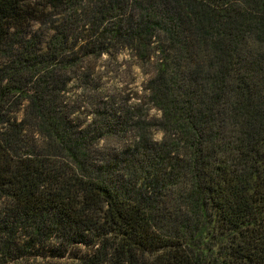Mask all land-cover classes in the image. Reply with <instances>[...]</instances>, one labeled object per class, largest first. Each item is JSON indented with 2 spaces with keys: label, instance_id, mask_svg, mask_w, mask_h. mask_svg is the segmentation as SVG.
I'll use <instances>...</instances> for the list:
<instances>
[{
  "label": "trees",
  "instance_id": "16d2710c",
  "mask_svg": "<svg viewBox=\"0 0 264 264\" xmlns=\"http://www.w3.org/2000/svg\"><path fill=\"white\" fill-rule=\"evenodd\" d=\"M127 9L99 35L144 56L159 34L148 88L170 148L182 149L187 193L174 216L155 190L85 178L78 146L47 116L40 68L56 61L66 29L42 48L32 26L88 16L97 28ZM0 58V264L49 251H75L68 264H264V0H0ZM24 98L78 175L17 155L22 128L8 114Z\"/></svg>",
  "mask_w": 264,
  "mask_h": 264
},
{
  "label": "rangeland",
  "instance_id": "374dc122",
  "mask_svg": "<svg viewBox=\"0 0 264 264\" xmlns=\"http://www.w3.org/2000/svg\"><path fill=\"white\" fill-rule=\"evenodd\" d=\"M130 14L127 9L110 15L97 28L88 16L64 24L32 26L29 35L42 43V48L54 30L66 29L65 44L56 61L40 68L39 76L48 75L47 116L59 136L78 146L85 178H99L114 188L129 185L145 195L155 190L157 206L167 215L179 214L184 211L187 193L182 149L170 148L174 138L162 129L161 113L149 100L148 83L157 71L159 34L149 41L144 56L123 39L99 35L106 27L123 25ZM2 62L0 58V65ZM44 81L27 84L26 94L41 91ZM8 117L10 125L22 128L17 155L47 157L79 174L53 135L41 129L28 98L14 103ZM76 255L75 251L70 256L49 251L26 261L68 264Z\"/></svg>",
  "mask_w": 264,
  "mask_h": 264
}]
</instances>
